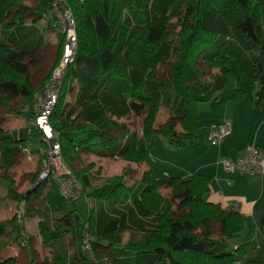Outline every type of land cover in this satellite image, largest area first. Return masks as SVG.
Segmentation results:
<instances>
[{
  "label": "trees",
  "instance_id": "trees-1",
  "mask_svg": "<svg viewBox=\"0 0 264 264\" xmlns=\"http://www.w3.org/2000/svg\"><path fill=\"white\" fill-rule=\"evenodd\" d=\"M36 1L29 6L24 0H0V83L12 86L29 107L23 113L27 126L0 136L4 176L21 150L30 153L31 139L40 143L42 171L45 142L41 130H28L43 86L38 91L30 86L23 74L24 59L44 44L37 20L58 30L61 51L65 34L51 13V0ZM69 4L77 50L49 118L63 157L69 167L78 155L97 153L145 163L148 168L132 185H126L120 175L92 186L91 174L80 170L75 173L74 196L68 198L50 177L43 196L41 184L25 192L6 185L7 197L20 203L14 215L0 221V253L10 244L28 243L21 217L32 213L40 218L43 241L51 238V264H264L259 259L239 261L236 253L243 252L246 244H235L233 249L230 240L243 231V218L208 201V176L155 178L150 157L153 133L176 146L197 139L198 104L207 102L215 113H221L226 100L242 98L241 89L218 97L228 79L248 82L257 97H264V0ZM177 28L179 33L172 35ZM159 64H169L167 77L156 74ZM203 66L219 71L207 80ZM73 87L74 98L68 102L66 96ZM0 103L5 105L3 100ZM159 108L166 110L167 118L156 125ZM130 113L140 115L141 135L119 122ZM166 186L182 196L181 203L189 208L187 215L174 216L172 203L158 194ZM205 220L222 223L220 238L200 236L190 229L201 227ZM261 226L264 229V218ZM124 233L129 234L126 241ZM67 234L75 245L72 253L60 241ZM87 235L89 248L85 247ZM0 264H17V260L0 256Z\"/></svg>",
  "mask_w": 264,
  "mask_h": 264
},
{
  "label": "rangeland",
  "instance_id": "rangeland-1",
  "mask_svg": "<svg viewBox=\"0 0 264 264\" xmlns=\"http://www.w3.org/2000/svg\"><path fill=\"white\" fill-rule=\"evenodd\" d=\"M24 1L29 6H34L37 2L36 0ZM36 25L44 33V44L38 46L33 54L24 59L25 68L23 74L26 76L30 86L36 91L43 86L42 90L37 93V95H40L43 93L47 81H49L54 70L60 63L62 51L59 47L60 37L58 30L51 28L41 19L36 21ZM179 30L180 28H177L172 35L179 33ZM169 38H171V35ZM203 69L207 74L205 77L207 80H210L209 75L211 73L215 74L219 71L218 68L208 70L205 66H203ZM169 70V64H159L156 66V74L159 77H167ZM236 86L245 89L248 94L251 93L249 91L248 82L244 81L237 83L234 79H228L225 90L221 95L225 96L226 94L233 92ZM75 91L76 89L73 87V89L67 94L66 100L68 102L73 100ZM0 100H3L5 103V105L0 103V136L8 134L13 130L25 128L28 124V120L24 118L23 113L24 111H27L29 107L23 97L16 94V91L12 86L0 83ZM202 104L205 105L207 102H203ZM139 117L140 115L130 113L121 118L119 122L125 123L126 126L137 133V135H141L142 131ZM163 117L164 109L159 108L154 118V124H156V121H160ZM150 142V153L153 150V155L157 160H170L174 162L179 158L178 152H174L169 146H164L166 145L165 143H168L167 145H173L161 134L153 133L150 137ZM39 146L40 144L38 140L31 139V142L28 144L30 153L25 154V150L23 152L21 150L16 157L15 163L8 169L7 175H2L0 170V221L7 220L10 216L14 215L20 203V200H11L7 197L6 185L8 184L19 192L29 190L36 183H38V185L41 184L40 195L43 196V192L48 188V177H51L53 169V171L60 176L64 175L66 172H72L77 181V185L78 180L75 173L80 170H85L88 174H91L92 186H98L100 183L105 182L106 179L120 175H124V183L126 185H132L140 180L143 172V165L148 168L145 163L110 158L97 153H82L78 155V159L72 161L73 167H69L60 150V155L53 161L54 164L50 166L46 164V175L41 177L44 167L42 165L41 171L37 152ZM157 153L159 154L158 156L156 155ZM152 160H154L153 157ZM165 171L167 174H170L168 175L169 177L175 174L173 173L174 171L172 170V167L166 166L163 162L159 161L152 164L151 174L155 178L165 176ZM34 179L37 180L33 183ZM158 194L164 200L172 203L174 216H184L188 214L189 208L183 205L180 201L182 196H176L173 194L170 187L166 186L159 188ZM87 201L89 206H91V201ZM21 220L23 221L27 236H29L28 243L32 250L34 260L36 261L35 263L39 264L48 261V264H51L52 257L48 255V253H51V250L49 249L51 238L48 237V240H45V242L43 241V235L40 229L42 226L39 225L40 218L32 213H28L21 217ZM190 229L200 236L209 235L213 238H220L222 223L205 220L201 227L197 229L190 227ZM128 236V233H124L123 240L126 241ZM46 237L47 236H45L44 239ZM245 237H247V239ZM63 238L64 239H60V241H70L68 234L64 235ZM230 243L232 245L236 244L237 246L246 244L243 252L236 253L240 262L245 263L248 260L255 259L264 261V229H255L253 226H246V229H243L240 234L230 240Z\"/></svg>",
  "mask_w": 264,
  "mask_h": 264
},
{
  "label": "crops",
  "instance_id": "crops-1",
  "mask_svg": "<svg viewBox=\"0 0 264 264\" xmlns=\"http://www.w3.org/2000/svg\"><path fill=\"white\" fill-rule=\"evenodd\" d=\"M248 87L250 94L245 89L236 86L235 89L244 91L243 97L239 100H226L221 113H215L209 103L198 104L199 129L197 139L182 146L174 144L171 146L167 145L168 143L164 145L169 146L174 152H178L179 158L176 161L157 160L153 155V150L150 157L151 160L152 157L154 159L152 164L160 161L166 166L172 167L175 174L171 176L181 178H190L193 174L208 176L210 178L208 201L217 203L224 209L238 212L243 218L244 229L246 226L262 229L264 172L259 175L229 172L218 162L221 157L236 158L247 144L254 143L264 148V97H257L255 92L250 89L249 84ZM223 91L218 93V97H228L233 93L222 96ZM166 114L167 112L164 110V117L160 121H156V125L162 124L166 120ZM224 121L230 123V133L220 145H210L206 140L207 133L211 128ZM176 129L178 132L181 131L179 124L176 125ZM146 169L143 165V172ZM164 175L170 174L165 171ZM245 238L247 239V237ZM62 242L64 247L72 253L75 245L70 241L63 240ZM49 249L51 250V247ZM48 255L51 257L52 251ZM0 256L2 259L14 257L17 264H26L29 261L36 264L29 243L10 244L0 253Z\"/></svg>",
  "mask_w": 264,
  "mask_h": 264
},
{
  "label": "built area",
  "instance_id": "built-area-1",
  "mask_svg": "<svg viewBox=\"0 0 264 264\" xmlns=\"http://www.w3.org/2000/svg\"><path fill=\"white\" fill-rule=\"evenodd\" d=\"M84 1L86 0H51V13L57 17L62 32L65 34V40L58 67L54 70L49 81H47L43 93L37 95L36 116L30 122L31 127L28 130V132L41 130L42 139L45 142V147L42 150V154L44 155L42 162L44 169L41 177L46 175V164L49 166L53 165V161L60 155L59 137L52 129L49 118L56 105L66 70L74 60L77 50L75 20L69 3ZM230 128L228 121L214 126L206 135L207 142L212 146L220 145L230 133ZM25 151L26 154L29 153L28 149ZM218 162L229 172L259 175L264 172V148L254 143L247 144L236 158L221 157L218 159ZM53 170L51 177H49L57 183L61 194L66 198L74 196V187L77 185V181L72 172H66L60 176ZM89 239L90 236L87 235L85 240L86 248H89ZM235 248L236 245L233 246V249Z\"/></svg>",
  "mask_w": 264,
  "mask_h": 264
},
{
  "label": "water",
  "instance_id": "water-1",
  "mask_svg": "<svg viewBox=\"0 0 264 264\" xmlns=\"http://www.w3.org/2000/svg\"><path fill=\"white\" fill-rule=\"evenodd\" d=\"M37 185H38V183H36V184L33 186V188H35ZM29 191H30V190H29ZM29 191H28V192H29Z\"/></svg>",
  "mask_w": 264,
  "mask_h": 264
}]
</instances>
